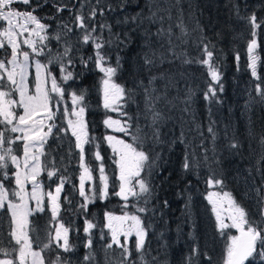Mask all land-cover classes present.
<instances>
[{"label": "trees", "instance_id": "1", "mask_svg": "<svg viewBox=\"0 0 264 264\" xmlns=\"http://www.w3.org/2000/svg\"><path fill=\"white\" fill-rule=\"evenodd\" d=\"M119 1L98 3L104 15L96 13L94 35L105 42L111 41L101 50L107 66L116 67L119 58L114 81L127 90L121 104V111L126 115L120 114L119 118L122 124L127 122L131 126V134L105 126L104 121L112 114L104 108L101 99L104 74L94 59L86 66L76 59L72 82L76 84V94H84V120L89 138H94L84 145V162L90 166L93 177L92 181H86L85 190L87 194L93 185L97 191L101 187V161L96 159L99 151L108 176V196L95 199L86 211L82 210L80 205L84 200L77 187L79 173L75 159L69 163L65 149L55 148L48 140L43 155L46 168L41 176L45 179L48 168L53 166L63 168L66 182L59 197L58 219L69 228V242L75 252L70 256L52 246L49 254L44 249L49 243L47 231L51 222L48 218L30 217L31 242L43 249L45 264L54 263L57 254L61 264H80L78 258L85 254L91 256L92 262L89 259L84 264H189L194 247L198 251L191 264H223L233 229H225L222 235L217 228L216 214L208 199V180H222L220 189L229 191L247 214L253 215L239 177L246 173L253 178L254 168L248 169L249 143L264 135V109L257 100L246 114L242 87L249 76L246 43L252 39L254 30L250 18L264 17V0H127L126 5ZM57 2L31 0L24 8L32 7L37 17L53 24L65 12H57ZM75 2L72 0V5ZM106 4L111 7L107 9ZM204 45L213 52L211 64L219 74L218 82L212 81L208 66L199 62L206 58ZM83 48L84 54L89 52L94 56L91 43ZM146 57L152 60L151 65L145 64ZM210 84L216 96L207 100L205 93ZM145 88L151 94L150 101L146 100ZM153 113H159L155 124ZM252 129L256 135L253 141L249 135ZM112 132L128 143L133 142V136L139 137L142 150L150 156L149 166L141 174L149 184L150 194L131 197L126 206L115 195L120 184L118 168L105 139ZM154 133H158V139ZM232 143L238 147L231 148ZM17 147L19 150V143ZM186 156L198 162V166L185 170ZM53 181L52 177L44 180L45 187H50ZM124 207L130 216L139 217L147 233L140 251L136 250L135 233L128 237L127 260L121 247L115 244L112 248L106 247L110 236L105 213L117 215ZM140 208L146 211H138ZM85 220L96 225L90 234L83 230ZM89 236L91 249L85 247Z\"/></svg>", "mask_w": 264, "mask_h": 264}, {"label": "snow or ice", "instance_id": "2", "mask_svg": "<svg viewBox=\"0 0 264 264\" xmlns=\"http://www.w3.org/2000/svg\"><path fill=\"white\" fill-rule=\"evenodd\" d=\"M23 3L30 5L31 0H0V21L6 22V26L0 28V48H4L5 45L11 48V59L7 61L0 60V125H5V130L0 131V209L7 205V210L11 214V237L15 240L19 246L18 256L16 260L13 259H0V264H44V260L41 256V252L32 250V242L29 239V221L28 217L33 211H44L43 198L44 195L41 190V185L37 180L41 171L45 170L46 166L41 164V156L44 155L42 147L46 143L47 137L52 133L53 127H55L54 121L55 112L50 107L51 101L54 99L52 94H56L61 100L65 95V90L60 83L57 82L56 77L48 69V66L42 64L39 60L34 61L36 75H35V92L30 94L28 83V68L29 60L34 56H40L45 54L47 48V42L50 37L48 35L49 26L42 23L41 19L33 14L32 11L21 12L14 10L11 5L13 3ZM66 6L57 7V12L64 10ZM34 11V10H33ZM96 10L91 13L92 17H95ZM77 27L84 31L82 37L83 44L91 43L96 50L95 64L100 72L104 74L101 81V91L103 94V106L105 109L111 111H119L120 114L126 115L121 111L122 101L127 95V90L121 85L115 83L114 77L119 68V58H117V66H105L107 63L106 57L101 54V50L105 43H111V41H103L102 37L94 35L96 28L92 27L90 30L85 23V19L81 15H76ZM250 22L253 28L257 27L255 16L250 18ZM104 27L103 25L101 26ZM65 32L63 35H67L73 31L67 25H64ZM183 32V29H182ZM27 33V36L24 34ZM255 35V31H253ZM22 43L31 49V53L21 50ZM57 42H60L62 35L57 33L54 37ZM99 41V42H98ZM256 47V41L253 40L248 45V52L250 54L251 63L249 67L252 70V75H256V57L251 55ZM72 46L66 44L62 54H58L56 57L49 60V63H59L61 72V81L67 82L75 79V74L69 72L68 66L72 65L73 61L70 56ZM203 52L206 53V58L199 61L200 63L207 65L211 79L214 82L219 81V74L211 64L213 58V52L209 50L208 45H204ZM22 56V59L19 57ZM67 63H64V61ZM93 60V57H89L87 61L81 60L86 66L89 61ZM145 64L151 65L152 60L145 58ZM10 66V67H9ZM155 77L149 80V84L152 83ZM51 87H47L49 84ZM257 91L264 96V89L257 86ZM14 94L19 95V100L12 99ZM72 100V111L69 114L68 109L65 108V115H71L75 117V120L68 119V127L71 130L72 135L76 138V148L80 150V161L82 172L80 175L79 194L83 198L84 202L80 205L81 209L86 211L89 203L95 199H105L108 196V176L105 174V167L102 162V157L99 151L96 153V159L101 161L99 168V180L101 187L97 191L95 185L88 190L86 194L85 182L92 181V170L84 164V145L90 143L87 132V124L84 120L85 107L83 105L84 94L81 92L79 95L76 92L69 94ZM146 100L152 99L148 89L145 88ZM216 96V91L209 85L208 91L205 93V99L211 100ZM15 108H22L23 114L18 118L15 114ZM159 118V113H153V124ZM45 121L49 122L47 131H44ZM104 124L108 128H114L115 131L130 135L131 126L125 122L121 124L118 120H112L108 118L104 121ZM10 126V128L8 127ZM12 133H20L14 139L7 140L9 147L5 148V134L6 131ZM67 131V130H63ZM208 131L213 133V129L209 127ZM154 138L158 139V133H154ZM109 146L113 150V162L119 169V191L115 195L120 196L124 201H128L130 197L139 198L143 195L150 194V187L148 182L142 178V173L149 166L150 156L144 150L143 145L139 141V137L133 136L132 143H128L123 139H117L114 136H106ZM213 139L215 134L213 133ZM16 141L23 142V170L21 169V160L17 155L13 154V148L11 145ZM264 142V139H262ZM231 148L235 149L238 144L232 143ZM205 156V161H207ZM14 165L16 168L15 183L18 191L11 193L13 197L19 199V203H14L10 199L9 191L4 186V181L10 179L8 174L9 166ZM198 166V162L190 160L187 156L183 163V168L189 170L192 167ZM58 174V170L55 168L47 172L49 178ZM32 184V192L29 194L25 190V184L28 182ZM66 182V178L62 177L59 185L55 190V195L52 192L47 193L49 207L52 214V220L58 219L60 212L59 196L63 190V186ZM209 186L223 185V181L219 179L208 180ZM216 199H213V197ZM67 199V197L65 198ZM209 202L213 205V212L216 214L217 228L221 234H225V229L236 228L239 235H232L228 237V243L225 248L224 264H245L250 258L259 256L261 260H264V229H260L258 225H254L248 219V214L245 209L241 207L230 193L224 192L222 196L218 193H209ZM29 200H33L36 203V208L31 209L28 206ZM227 204L228 219L230 224L225 223L222 216L223 205ZM219 204V207H218ZM140 212L146 211L144 208L138 209ZM107 224L105 225L111 231V243L106 247L112 248L113 244L121 247L124 252V259L127 260L130 256L127 247L128 237L135 232L136 236V250L143 249L145 243L146 230L142 226V223L138 216L127 213L123 217L114 216L111 213H105ZM131 221L132 224L125 227L126 221ZM84 232L90 234L91 230L96 227L91 221L85 220ZM69 228L65 227L63 223L55 229V235L52 236L49 233V243L44 245V249L51 248L53 244L55 247L62 248L64 252L72 250V245L69 243ZM123 235L125 243L120 244L119 237ZM103 238V235H102ZM63 241V243H61ZM86 248L91 249L92 240L89 236ZM43 251V249L41 250ZM197 249H192V254L189 256L188 261L191 264L192 259L197 254ZM0 253L5 256L12 255L5 249H0ZM86 261L91 259V256H85ZM54 264H61V257L57 255Z\"/></svg>", "mask_w": 264, "mask_h": 264}, {"label": "rangeland", "instance_id": "3", "mask_svg": "<svg viewBox=\"0 0 264 264\" xmlns=\"http://www.w3.org/2000/svg\"><path fill=\"white\" fill-rule=\"evenodd\" d=\"M100 1L101 0H76V2L72 5V0H58L57 7L66 6L64 8L65 12L63 13L64 10L62 11L64 16L60 17L59 20L56 19L57 21H55V23H53V24L46 23L44 20L41 19L42 23L49 26L48 35H49L50 39L47 42V48L45 50V54L40 55V56H34V57L30 58L29 68H28V73H29L28 83H29L30 94H34V92H35V86H34L35 85V75H36V69H35V65H34L35 60H39L42 64L47 65L48 69L56 77L57 82L60 83L61 86L65 90V95H64L62 100L58 96H56V94H52L54 99L51 101L50 107L52 108L53 112H55V118H54V121H52V123H54L55 127H53L52 133L47 137L46 143L48 140H51L54 143L55 148H57L59 150H60V148L65 149L66 156H67L69 163H70L71 159H75V162H76L75 164L78 167V173H79L78 185H77L78 191H79V185H80V175L82 172V168L80 166L81 161L78 160V155H80V150L76 148V138L72 135L71 130L68 127V119L75 120V117H72L71 115H68V116L65 115V108L68 109L69 114L72 111V105H71L72 102L70 103L71 96L69 94L72 92H76L77 87H76V84L74 82H72L73 79L67 81L66 83L62 82L60 79L61 78V72H60L59 63L57 62V63L50 64L49 60L56 57L58 54H62L66 44H70L72 46V51L70 53V56L72 58L73 63H72V65L68 66L67 70L69 72H72V67L75 64L76 59H78V63L84 65L81 62L82 58H83V60L87 61L88 58L91 57V54H88L89 52L87 54H84L82 52L84 49L83 47L86 45V44L82 43V37L84 35V31L77 28V27H74V25L77 23L75 18H76V15L83 16L85 19V23L88 25L89 30L92 27H96L97 26V23H96L97 19L95 20V17H92L91 13L95 9L96 13L99 12V13L103 14L104 11L102 9V5H100V4L98 5V3ZM102 1H104V0H102ZM113 1H115V0H107V3H112ZM128 1H130V0H128ZM119 2L121 3V5H126L127 0L126 1L120 0ZM17 5L22 6L23 8L26 6L23 3L17 2V3H13L11 5V7L14 10H19L21 12H27V11L33 12L32 7L27 8V9H25V8L22 9V8L17 7ZM110 7H111V4H106L107 9H109ZM62 13L60 12V14H62ZM38 18H40V17H38ZM64 25H67L69 28H72L73 31L70 33H67V35H63V33L66 31L64 28ZM256 25H257V27L254 28V30H253V31H255V35H253V31H252V39L248 40V42L246 43V45L247 44L249 45V43H251V41H253V40L256 41V47H255L253 53L251 54V55H254L256 57V75L255 76L252 75V70L249 67V76L246 78V83L242 87V89L244 91V97H245V102L243 104V110L246 114H248V112L251 109H253V106L255 105L257 100H259V104L264 109V96H262L261 93L259 91H257L258 85L261 89H264V17H258V19H256ZM4 26H6V22L0 21V28H2ZM57 33H60L62 35V39L60 42H57V40H55L54 38H51V37H54ZM24 35L27 36V33H25ZM20 40H21V50L22 51H28L29 53H31V49L22 43L23 37H21ZM93 48H94V45H93ZM93 54H94V56H93V59H94L95 54H96L95 49L93 50ZM247 56H248L247 58L249 59V64H250L251 59H250V54L248 52V48H247ZM8 59H11V48L8 47L7 45H5L4 48H0V60L7 61ZM19 59H22V56H20ZM89 62H91V61H89ZM64 63H67V61L65 60ZM105 66H107V65H105ZM102 79H101V81H102ZM47 87H49V88L51 87L50 82L47 85ZM101 88H102V85H101ZM12 99H16L18 101L19 95L14 94L12 96ZM101 99L103 101L102 91H101ZM14 111H15L17 118L19 115L23 114L22 108H15ZM109 111H111V110H109ZM111 114L112 115H109L106 119L111 118L112 120H118L122 124V120L119 118V116H120L119 111H111ZM245 118L248 121L250 120V118L248 116H245ZM48 123L49 122L45 121V127L43 129L44 131H47ZM249 124L250 123H248V125ZM8 127L10 128V126H8ZM114 128H115V126L113 127V129ZM63 130H67V131H63ZM253 132L254 131L252 129V130H250V133H249V135L251 136V141L256 139V135L253 134ZM11 133L12 132L9 130L8 140L14 139L17 135H21L20 133H12V135L10 136ZM109 135L114 136L117 139L120 138V137H117L116 134H114L113 132L108 134L107 136H109ZM262 139H264V135L259 136L257 138V141L249 143V149L251 150V157L248 156V160L250 158V162H249L250 167L248 169H252V167L254 168L253 178L247 176L246 173H243L242 177H239L241 180L243 196L249 200V203H250L249 205L251 206V209L254 211L252 216L248 214V219L254 225H258L260 229H264V214L262 213V209L264 208V174L262 172V169L264 168V142H262ZM19 142H20L19 153L16 154L15 152H13V154L17 155L20 158L21 169L23 170V148H24V146H23L22 141H19ZM46 143L42 147L43 153H44V147H45ZM7 147H9L8 144H7ZM15 150L16 149L14 147V151ZM43 161H44V156L42 155L41 156V164L42 165H44ZM69 163H66V165H69ZM84 164H85V162H84ZM85 166L88 168L90 167L86 164H85ZM54 168L56 170H58V174L54 175L52 177V178H54V181L51 183L50 187L47 188L44 185V180L49 179L47 173L45 174V179H43L41 176L43 171H41L40 175L37 177V180L41 185L42 193L44 195V198L42 201L43 206H44V211L43 212L33 211L32 214L29 215V217H28L29 224H30V217L31 216H33L34 219H37V220H44L45 218L49 219V221L51 222V225H49V228L47 231L48 240H49V233H51V235L54 236L56 227L59 226L60 223H63L59 219H57L56 221L52 220V214H51V210H50L49 202H48V197H47L48 192H52L55 195V190H56L57 186L59 185L61 178L63 177L62 175H64L62 172L63 168L59 169V168H56L54 166L52 168H48L47 172L53 170ZM10 169H11L10 172H8L10 179L12 178V183L10 182L8 185V191L10 194V199H12V201L14 203H19L20 202L19 199L16 197H13L11 195L12 192L19 190L17 188L16 183H15V176L13 175L16 171V168L14 165L10 164ZM118 175H119V169H118ZM238 176H239V174H238ZM208 186H209V184H208ZM25 190L29 194L32 192V184L30 181L25 184ZM224 192L230 193L227 190H221L220 185L209 186L208 196H209V193H218V194H220V196H222ZM213 199H216V197L214 196ZM59 204L61 205L60 198H59ZM123 205L124 206L128 205V201L126 202L123 200ZM28 206L31 209H35L36 208L35 201L29 200ZM218 207H219V204H218ZM6 209H7V205H6ZM125 213H127L130 216V214L127 212L126 208L124 207V209L121 213L114 215V216L123 217L125 215ZM7 214H8V218H10V220L8 222L7 238L5 237L4 234H2L3 230H2V228H0V249H5V250H7V252L12 253V255L5 256L3 253H0V259L16 260V257L18 256L19 246L16 244L15 240L10 235L11 230H12V224H11V214L9 213L8 210H7ZM222 216H223L225 223H226V221L228 224L231 223V221L228 219L227 204L226 203L223 205ZM131 224H132V222L130 220L126 221L125 227H128ZM232 229H233V231H232L230 236L239 234V232L236 228H232ZM133 233H135V232H133ZM109 236L111 237V231L110 230H109ZM110 237H109L108 244L112 242ZM29 239H30V236H29ZM119 240H120V244L125 243V238L123 235H121L119 237ZM61 243H63V241H61ZM53 246L55 247V244H53ZM59 249H61L63 251L62 248H59ZM32 250L37 251V252H41V256L44 260V257H43L42 251H41L42 250L41 247H35L32 244ZM46 250L50 254L52 249L48 248ZM70 252H68L70 254V256H73V252H75V251L72 249ZM85 256H86V254L84 256L83 255L79 256L78 259H79L80 264H84L86 262V260L84 259ZM51 259L52 258L50 257V260ZM91 262H92V259H91ZM17 264H18V260H17ZM29 264H30V261H29ZM44 264H45V260H44ZM52 264H54V263H52ZM223 264H224V262H223ZM245 264H264V260H261L259 258V256H255L253 258H250L249 261H246Z\"/></svg>", "mask_w": 264, "mask_h": 264}, {"label": "flooded vegetation", "instance_id": "4", "mask_svg": "<svg viewBox=\"0 0 264 264\" xmlns=\"http://www.w3.org/2000/svg\"><path fill=\"white\" fill-rule=\"evenodd\" d=\"M76 0H74L75 2ZM5 130V125H0V131H4ZM8 133L9 131H6V134H5V145L4 147L7 148V140H8ZM12 135V133L10 134V136ZM20 144L19 141H16L15 144L11 145V147L13 148V152H15L16 154L19 153V150L17 149V144ZM14 147H15V151H14ZM20 149V148H19ZM10 166H9V169H8V172H10ZM12 183V178L7 180V181H4V186L5 188L8 190V185L9 183ZM262 213L264 214V208L262 209ZM10 218H8V214H7V209H6V205L4 208L0 209V228H2L3 230V233L5 235V237L7 238V229H8V222H9ZM239 235V234H238ZM7 240V239H6Z\"/></svg>", "mask_w": 264, "mask_h": 264}]
</instances>
